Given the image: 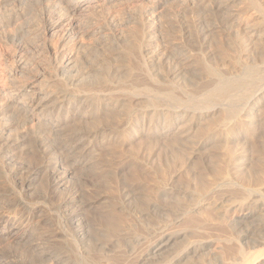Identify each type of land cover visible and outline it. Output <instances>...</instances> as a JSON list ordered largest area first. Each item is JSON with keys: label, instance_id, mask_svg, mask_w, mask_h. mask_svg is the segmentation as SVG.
<instances>
[{"label": "bare ground", "instance_id": "obj_1", "mask_svg": "<svg viewBox=\"0 0 264 264\" xmlns=\"http://www.w3.org/2000/svg\"><path fill=\"white\" fill-rule=\"evenodd\" d=\"M35 3L68 18L61 35L57 19L25 24ZM117 3L119 11L109 10ZM2 11L18 16L0 19V264H76L60 243L73 236L79 248L93 202L86 196L102 192L110 206L99 215L119 228L134 195L121 188L120 172L129 166L141 182L139 168L154 163L158 147L167 148V168L181 161L187 186L148 184V208L166 222L132 261L198 264L213 246L207 264H264V0H0V18ZM203 71L209 81L193 89ZM85 143L96 154L83 165ZM142 143L145 163L137 155L132 164L117 160ZM210 143L224 153H204ZM80 164L75 175L89 184L72 187ZM45 169L38 202L46 218L25 196ZM173 200L184 204L182 219L168 224L164 205ZM45 221L52 229H43ZM202 222L210 232L185 234Z\"/></svg>", "mask_w": 264, "mask_h": 264}, {"label": "rangeland", "instance_id": "obj_2", "mask_svg": "<svg viewBox=\"0 0 264 264\" xmlns=\"http://www.w3.org/2000/svg\"><path fill=\"white\" fill-rule=\"evenodd\" d=\"M35 4L30 5L29 8H26L27 14L25 16L28 18L29 15H30L31 18H30V20L29 19L26 20L25 24L26 23H30L31 20H34V22L38 21L37 23H39V24L42 23L43 20H46L48 23L49 22H52V23L54 22L55 23L56 22L55 19H57L58 28H56V29L58 31L57 32L55 31V32L57 34L60 32L59 34L61 35L64 32V29H66L68 27V24H69L68 18L66 19V17H63V16L61 17L59 14H56V13H49L50 12L49 10L48 11L47 10L43 11L39 7L40 4H37V3H35ZM117 4L112 5L113 7L110 8L109 10L113 9L112 11H119V9H120L119 7L122 8L123 6L120 3H117ZM38 8L42 12V14H41L42 17H40L41 15H38V20H37V17L33 16L34 15L33 13L35 12L34 10L38 9ZM46 11H47V15H46ZM78 12H79V14H78ZM78 12L74 16V23H76V24L78 23L77 25H80V24H83V19L81 20V18H82L81 17V15H82L81 13L83 11H78ZM1 13H2V15H1L0 19H1V21L3 20L2 22L16 20L15 17L18 16L16 11H11V12L8 11L6 13L4 12L5 14H3V11H2ZM51 14L53 16H51ZM49 15H50V17H49ZM55 15L57 17L60 16L61 18H56ZM98 15H100V13ZM49 18L50 19L53 18L52 19L53 21L50 20ZM77 19H78V21H77ZM60 23H61V26L63 25L62 27L60 26ZM3 24H5V23H3ZM59 26L62 29H59ZM94 26L95 25H93L91 27L93 28ZM195 38H196V36H195ZM30 48H32V49H30ZM30 48L28 49L29 51H27V54L30 53V55H32V54L35 53L34 50H36V48L34 46H30ZM33 48H34V50H33ZM30 55H28V56H30ZM143 74H144V72H142V74H140V76L143 75ZM209 78H210V76H209L208 72H205V71H203L202 75L199 76V77L198 76H195L194 78L192 77L193 81L191 80V82L193 83V89L197 88V87L195 88V86L202 87L203 85H205L209 81ZM52 80H53V78H52ZM196 90H198V88ZM41 95L42 94H40V97H41ZM87 121L88 122H90V121L94 122V120H92V119L91 120L87 119L86 123L84 122L86 125H87ZM93 122H90V124L88 123L89 125H87V126L84 125V126L92 127L93 126L92 124L95 123V122L94 123ZM94 126H95V124H94ZM176 128H177V126L173 130H176ZM86 143L84 144L85 147L86 146L87 147H86V150H85L86 151V156H85L84 161L82 162L83 165H85V163L87 161L88 162L89 161H93V159L91 158V156H93L92 153L96 154L95 151H90V149H92L91 148L92 144L90 143V144L86 145ZM261 144L262 143L259 142V145L262 147ZM214 145H216V144L210 143V144L204 146L202 148V151L204 153H210L211 152V153H216V154L218 153V154L221 155V152L223 150L222 149L220 150L218 145H216L217 147L214 146ZM138 146L139 145L134 146L132 148L131 147L129 148V149H134L133 151H131L133 153H131L130 150L127 152L128 149L125 150V148H126L125 147L124 148V150H125L124 151V155H121V157H118L117 160L118 161H123V160L126 159L128 162H130L132 164V160H134V157L132 159V156L133 155L134 156L137 155V157L139 156L138 159H140L138 161L144 162V159H146V152L144 151L146 145H145V143H142L139 147ZM141 147H143V148H141ZM138 148H139V150H137ZM158 148L156 149L157 151L156 150L155 151L158 152V153H161V154L163 153V154L162 155L159 154V157L155 158L156 162L154 160V163H153L152 160H151L150 165H149L148 159H147L146 161H147V165L149 167L144 165V164H143V166H140L143 169H145V172H144V170L141 171L140 168H139V171L143 172L142 174H144L143 175L144 178L142 177L143 179H141V182H139L140 179H136L135 180L133 178V176L130 175L129 172H131V171H130V167L129 166L125 167V169L120 172L121 174H120L119 179L122 181L121 182V188L124 187L125 189H131L130 193L132 192L131 194H134V195L132 196V198L129 201H127V202H129V205L125 208V211H126L125 217L127 216V219L124 220V223L121 224V226L119 228H117L115 230H111L112 228H111V225L107 222L108 221L107 217L99 215L100 209L103 208V206H106L107 208H108V206H110V205H108L109 203L105 202V199H102V197H103V193L102 192H100V194H99V192L98 193L94 192V193H92V196L91 195H90V197L88 196L89 198L86 196L85 200H87L89 202L92 200L93 202H92V205H91L89 211H86V212L83 211L84 215H86V216H84L85 220H84V228H83V231L81 233L82 235L80 234V240L77 241L78 244H79V248H76L73 245V243H74V242H72V241H74L73 238H72L73 236H70V237L68 236L65 240H63V242L60 243L61 246L63 244L62 248H63L64 251L62 250V255L64 256V258L65 257L68 258L69 254H70V256H69V257H71L70 260L73 259L74 260L73 262L75 263V261H76V264L77 263L78 264H84V263H82L83 262L82 258H86L88 260V261H86L85 264H87L88 262H89L88 264H91V263H93V264H95V263H97V264H108V263L109 264H129L130 262L133 263V264H137V261H135V263H134L133 262L134 260L132 261V259H134V257H136L135 255L138 254L137 252H141L140 249L143 250V249H145V248H147V247H149L151 245L152 241L156 237L155 236L156 233L158 235L159 230H156L157 227L158 228L161 227L162 224H164L166 222V220H165L166 217L165 216H163V217H158L157 215L155 216L152 213V211L148 208V205H147L148 199L147 198H150V197H147V196L150 193H148L147 191H148V188H150L149 187L151 185L150 183H152V182L155 183V181H157V179H158V180H166L168 182L169 186H172L173 188L175 187L176 189H179L178 187L182 186L183 184L185 186H187L186 185L187 183H184V182H187V180H186L187 178L185 177L186 174L184 172H182V171L177 170V168L178 169L181 168V166L179 167V165L182 164V163H180L181 161L178 162L179 164L177 163V164L173 165V167L171 166V168H167V166H166L167 159L166 158H169V157H166L167 153L163 152L167 148H165V147H160L161 149H158ZM173 148H176V147H173ZM141 149H143V150H141ZM263 149H264V147H263ZM135 150H137L139 152H137ZM158 150L162 151V152H159ZM143 151H144L145 155H144ZM166 152H167V150H166ZM222 153H224V152H222ZM88 154H91V156L88 155ZM125 155H127V156H125ZM160 155H161V157H160ZM255 155H257V153H253V156L255 157V158L253 157L254 161H256V156ZM224 156L225 155H223V157L221 156L222 157L221 159H223ZM226 157H227V155H226ZM226 157H225V159H226ZM130 159H131V161H130ZM82 164H80V166H78L77 168H75L73 170V172L70 175L71 179H72V177L75 174L79 173V171L81 170L79 168H82ZM205 165H209V163L204 164V166ZM144 166H146V168ZM148 170L149 171L151 170L150 174L148 173L149 172ZM45 173H46V169L40 171V173L35 174L33 176V180L32 181L26 180V182L27 181L29 182V185L27 186L28 188H26V190H25V196L27 198L30 197L33 201H37L38 202V199L40 198V195H41V193L39 191V190H41V188H40L41 185L40 184H41V180L43 179ZM146 173L149 174L150 176L147 175ZM180 173H184L185 175L183 174V176L185 178ZM171 175H174V176L172 177ZM131 177H132V179H131ZM171 177H172V179H171ZM151 178H152V180H151ZM144 179L146 180L145 182H143ZM146 182H147V184H146ZM139 183L141 184V187H144V186H147V187L146 188L145 187L141 188ZM70 184H71L72 187L81 188V186L83 184L85 185V184H89V183L88 182H84V179H82L81 176H76L75 175L73 177V180L71 181ZM148 184H149V186H148ZM137 185L139 186V188H137L138 187ZM184 185L182 187H184ZM213 188H215V190L213 192H215V193L216 192H220L221 194L225 193L229 189L227 186H214ZM104 190H105V192H108V190L110 191V189H108V190L104 189ZM139 192H140V194H139ZM149 192H150V189H149ZM204 194H206V193L204 192ZM34 195H36V196H34ZM33 197H35V198H33ZM168 202L165 203V205H164V207L169 209L168 213L171 216L170 217L171 220H169L168 224H170V223H178L177 221H179V219H182L181 218L182 217V212H181L182 210H180V207L182 208L184 204L182 202H179V201H176V200H173V201H171L169 203ZM38 203H39L38 211L45 209V211L43 212V214L45 215L44 217L45 218L48 217L49 212L46 213L47 210H46V207H44L45 204L43 202H41V200ZM107 208H106V210H107ZM50 213L52 215L53 214L57 215L53 211H50ZM233 216L235 217L234 214H231L230 218H232ZM57 217L58 216L55 217V219H54L55 221H57ZM105 218H106L107 221L105 220ZM156 220H157V223L159 222V225H157L156 222H154ZM159 220H161V222ZM66 221H68V218H66V220L65 219H61V224L62 225H60V224H57L58 226L56 225V227H58V228L60 227L62 229V230L61 229L59 230L60 232L66 231L65 230L66 227L64 226ZM107 224L109 226H107ZM42 227H43V229L45 227L48 228V229H52L50 227V224L47 223V221H45V223L43 224ZM209 228H212V224H208L206 222H202V223L198 224L195 227H191V228L186 229L185 234H187L189 237L198 236V235H202L204 233L210 232V231H208ZM38 232H41V230H39ZM64 245L66 247L65 249H64ZM73 247H75V249ZM213 248L214 247L211 246L208 249L209 250L208 252H212V253L211 254L209 253L208 255L206 254L207 258L205 256L203 260L195 259V262L198 260L197 262H200L198 264H207L208 262H210L208 257L210 258V260L214 259V257H216V256H215V252H214ZM212 249H213V251H212ZM63 252H64V254H63ZM213 254H214V257H213ZM211 257H213V258H211ZM27 263L32 264L31 262H28V261H27ZM27 263H25V264H27ZM33 264H36V263H33Z\"/></svg>", "mask_w": 264, "mask_h": 264}]
</instances>
